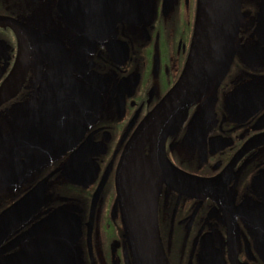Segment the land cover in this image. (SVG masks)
<instances>
[{
  "label": "flooded vegetation",
  "instance_id": "af4514ba",
  "mask_svg": "<svg viewBox=\"0 0 264 264\" xmlns=\"http://www.w3.org/2000/svg\"><path fill=\"white\" fill-rule=\"evenodd\" d=\"M197 10L0 0V264H141L119 170L184 69ZM133 155L127 170L158 182L167 264H264V0H239L211 83L160 145L147 136Z\"/></svg>",
  "mask_w": 264,
  "mask_h": 264
},
{
  "label": "water",
  "instance_id": "95a60500",
  "mask_svg": "<svg viewBox=\"0 0 264 264\" xmlns=\"http://www.w3.org/2000/svg\"><path fill=\"white\" fill-rule=\"evenodd\" d=\"M102 13L99 6L98 23L104 21L100 19ZM238 16L239 0H198L193 43L184 69L176 84L145 118L126 150L119 170L118 193L121 202L129 194L131 242L141 264H167L156 224L159 186L156 181L149 185L143 181V175L149 173L144 167L128 171L126 160L133 161V152L145 137H152L153 145L158 146L182 122L189 105L211 83L227 56Z\"/></svg>",
  "mask_w": 264,
  "mask_h": 264
}]
</instances>
